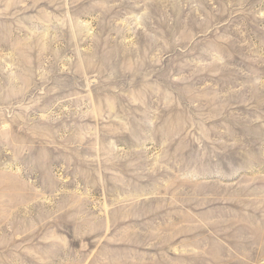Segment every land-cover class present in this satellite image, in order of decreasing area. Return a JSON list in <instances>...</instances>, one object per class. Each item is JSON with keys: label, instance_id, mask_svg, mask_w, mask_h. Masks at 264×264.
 <instances>
[{"label": "rangeland", "instance_id": "374dc122", "mask_svg": "<svg viewBox=\"0 0 264 264\" xmlns=\"http://www.w3.org/2000/svg\"><path fill=\"white\" fill-rule=\"evenodd\" d=\"M0 264H264V0H0Z\"/></svg>", "mask_w": 264, "mask_h": 264}]
</instances>
